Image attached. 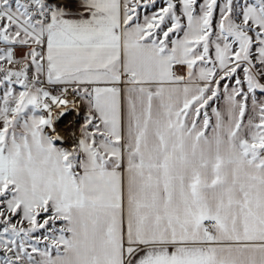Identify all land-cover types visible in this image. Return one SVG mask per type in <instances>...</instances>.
I'll return each instance as SVG.
<instances>
[{"label":"snow or ice","instance_id":"obj_1","mask_svg":"<svg viewBox=\"0 0 264 264\" xmlns=\"http://www.w3.org/2000/svg\"><path fill=\"white\" fill-rule=\"evenodd\" d=\"M0 264H264V0H0Z\"/></svg>","mask_w":264,"mask_h":264}]
</instances>
